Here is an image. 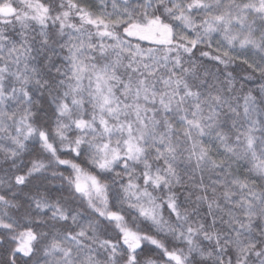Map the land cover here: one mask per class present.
I'll return each instance as SVG.
<instances>
[{
  "label": "snow or ice",
  "instance_id": "obj_1",
  "mask_svg": "<svg viewBox=\"0 0 264 264\" xmlns=\"http://www.w3.org/2000/svg\"><path fill=\"white\" fill-rule=\"evenodd\" d=\"M0 264H264V0H0Z\"/></svg>",
  "mask_w": 264,
  "mask_h": 264
}]
</instances>
